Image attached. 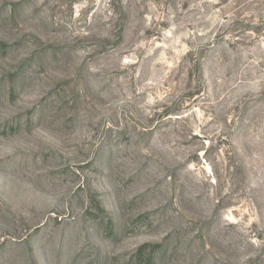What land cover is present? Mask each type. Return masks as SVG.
I'll list each match as a JSON object with an SVG mask.
<instances>
[{
    "label": "rangeland",
    "instance_id": "obj_1",
    "mask_svg": "<svg viewBox=\"0 0 264 264\" xmlns=\"http://www.w3.org/2000/svg\"><path fill=\"white\" fill-rule=\"evenodd\" d=\"M155 243L264 264V0H0V264Z\"/></svg>",
    "mask_w": 264,
    "mask_h": 264
},
{
    "label": "trees",
    "instance_id": "obj_2",
    "mask_svg": "<svg viewBox=\"0 0 264 264\" xmlns=\"http://www.w3.org/2000/svg\"><path fill=\"white\" fill-rule=\"evenodd\" d=\"M148 245L142 246L139 251H142L143 248H145ZM150 246V255L148 258L144 261L143 264H156L158 260L157 258L160 257L164 252V247L162 243H155V244H149Z\"/></svg>",
    "mask_w": 264,
    "mask_h": 264
}]
</instances>
